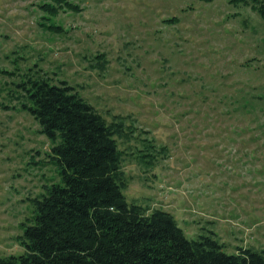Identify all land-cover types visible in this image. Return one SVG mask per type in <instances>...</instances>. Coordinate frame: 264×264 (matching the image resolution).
I'll return each instance as SVG.
<instances>
[{
  "label": "rangeland",
  "instance_id": "374dc122",
  "mask_svg": "<svg viewBox=\"0 0 264 264\" xmlns=\"http://www.w3.org/2000/svg\"><path fill=\"white\" fill-rule=\"evenodd\" d=\"M70 1L50 17L51 0H0V256L25 252L30 198L61 179L21 106L32 73L124 117L129 202L188 237L212 230L228 253L264 248V21L230 0Z\"/></svg>",
  "mask_w": 264,
  "mask_h": 264
},
{
  "label": "trees",
  "instance_id": "16d2710c",
  "mask_svg": "<svg viewBox=\"0 0 264 264\" xmlns=\"http://www.w3.org/2000/svg\"><path fill=\"white\" fill-rule=\"evenodd\" d=\"M230 1L264 21V0ZM39 7L50 17L77 9L70 0ZM26 77L17 84L25 98L21 106L52 141L50 157L61 179L30 198L32 216L17 237L25 252L0 256V264H264V248L237 246L228 253L212 230L188 237L170 212L129 202L120 142L133 129L127 130L124 117L108 121L67 81Z\"/></svg>",
  "mask_w": 264,
  "mask_h": 264
}]
</instances>
